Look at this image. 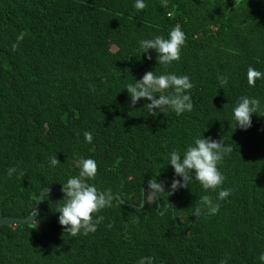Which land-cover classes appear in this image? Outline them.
Instances as JSON below:
<instances>
[{
    "label": "trees",
    "instance_id": "1",
    "mask_svg": "<svg viewBox=\"0 0 264 264\" xmlns=\"http://www.w3.org/2000/svg\"><path fill=\"white\" fill-rule=\"evenodd\" d=\"M145 2L138 12L134 0H0V216L27 217L43 188L78 175L77 158L96 162L85 182L109 198L140 205L146 189L144 208L113 199L94 214L96 231L75 237L55 211L65 196L46 195L34 223L0 227V264H264V78L247 80L249 67L264 73V0ZM177 25L180 59L158 65L139 41ZM148 71L187 75L193 109L150 116L143 98L131 106L124 86ZM241 96L260 101L247 130L232 117ZM203 136L233 149L218 165L230 195L215 214L200 198L215 201L219 189L195 179L171 189L180 177L168 154ZM150 180L165 191L147 201Z\"/></svg>",
    "mask_w": 264,
    "mask_h": 264
},
{
    "label": "clouds",
    "instance_id": "2",
    "mask_svg": "<svg viewBox=\"0 0 264 264\" xmlns=\"http://www.w3.org/2000/svg\"><path fill=\"white\" fill-rule=\"evenodd\" d=\"M166 6L167 0H162ZM145 0H134L133 7L139 12L146 7ZM24 38V33L16 37L17 43ZM185 43V34L177 25L168 33V37L155 36L152 39H143L139 41V47L143 53L154 50L157 53L156 60L158 65L168 66L173 61H178L181 55V49ZM17 44L12 45L15 50ZM147 59L151 60L149 55ZM264 78V73L249 67L247 71L248 84L255 86L256 80ZM193 87L190 78L187 75L177 76L174 73L156 75L154 71L146 72L139 80L135 79L134 83H127L124 86L131 100V106H135L142 98L146 103L150 116H157L160 113L167 114L168 110L180 116L185 112L193 109V102L190 90ZM171 90L168 92V90ZM155 95L156 93H164ZM260 101L256 98L241 96L235 107L232 109V117L235 125L242 130L251 127L252 115L258 114ZM145 106V105H144ZM84 140L91 143L92 134L84 133ZM232 147L223 143V140L216 141L212 138L197 137L181 155L178 151L173 150L168 154V165L174 171L179 180L173 179L171 189L187 187L195 179L199 182L202 189L208 191H219L215 201L210 196H202L201 203L204 210L209 214H215L218 211L216 201L224 200L230 195V192L220 186L224 182V176L220 172L218 165L224 157L232 152ZM61 163L56 156H51L47 161L49 168H55ZM73 166L79 170L78 175L67 179L61 184L62 191L65 193L64 203L55 209L58 215V223L70 236L75 237L78 234L87 235L94 233L97 224L103 219L94 214L107 206L110 196L108 192H100L94 185L85 181L94 180L97 174V164L91 159L77 158ZM16 171L15 168L6 170L7 175L11 176ZM148 187L153 196H158L160 192L165 191L162 183L150 180ZM151 199V200H149ZM147 201H152L149 197ZM200 208L194 211V215L199 214ZM137 264H153L152 257H141ZM220 264H227L226 260H221Z\"/></svg>",
    "mask_w": 264,
    "mask_h": 264
},
{
    "label": "water",
    "instance_id": "3",
    "mask_svg": "<svg viewBox=\"0 0 264 264\" xmlns=\"http://www.w3.org/2000/svg\"><path fill=\"white\" fill-rule=\"evenodd\" d=\"M53 194L65 196V193L62 191V188H60L58 186H51V187L43 188L41 190L38 198H37L35 207L33 208L32 212L27 217L16 218V217H11V216H0V227L16 226L17 224H20V223H34L36 221V219L38 218L41 210H42L45 196L46 195H53ZM142 196H143V198H142L140 205H137L135 203L126 202L122 198V196L119 194H116L114 197L108 198L107 203L113 199H116V200H118V202L121 205H123L129 209H142V208H144L145 203H146V189L145 188L143 189ZM157 199H158V208L160 209L161 208V202H160L159 198H157ZM149 200H151V199H149ZM169 205L170 204H167L166 209L169 208ZM161 213L164 214L165 211H162Z\"/></svg>",
    "mask_w": 264,
    "mask_h": 264
},
{
    "label": "rangeland",
    "instance_id": "4",
    "mask_svg": "<svg viewBox=\"0 0 264 264\" xmlns=\"http://www.w3.org/2000/svg\"><path fill=\"white\" fill-rule=\"evenodd\" d=\"M150 197L152 198V196H151V191H150Z\"/></svg>",
    "mask_w": 264,
    "mask_h": 264
}]
</instances>
